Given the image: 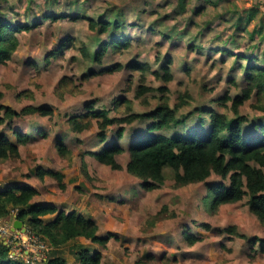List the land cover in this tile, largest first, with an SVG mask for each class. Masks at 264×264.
Masks as SVG:
<instances>
[{
	"label": "rangeland",
	"instance_id": "rangeland-1",
	"mask_svg": "<svg viewBox=\"0 0 264 264\" xmlns=\"http://www.w3.org/2000/svg\"><path fill=\"white\" fill-rule=\"evenodd\" d=\"M253 8L255 17L249 22L247 12ZM0 12L9 21L38 22L31 30L15 33L18 47L0 63V103L17 111L25 105L53 111L51 116L24 114L0 123V131L12 140V128L29 137L19 144L17 158L0 160V184H28L38 191L33 201L91 217L98 234L112 235L105 246L83 237L77 241L99 251L100 264H264L260 242H251L255 237L264 240V223L250 212L248 197L214 210L204 202L207 184L220 177L212 174L205 182L176 186L171 170L166 169L163 182L147 190L126 171L127 151L116 156L120 169L98 162L87 152L113 142L125 147L143 135L169 137L206 129L204 108L226 111L232 117L230 102L223 108L214 100L226 92L231 97L240 93L247 61L264 67V7L259 0H190L185 12H180L176 0H0ZM79 15L121 20L118 35L127 37L131 46L121 53L109 49L100 63L85 59L79 47L98 49L107 34L90 30ZM168 59L172 79L165 83V94L169 106L181 92L191 96L176 113L179 123L149 132L150 120H136L122 124L121 138L115 136L119 126L113 124L104 142L97 137L95 121L81 132L70 129L69 116L85 112V104L92 101L95 109L110 108L109 116L124 114L127 105L115 106L120 98L128 101L131 112L153 109L160 96L156 87L164 83L151 72L161 71ZM134 61L147 64L149 70L141 73L128 68ZM115 63L124 67L83 76L90 69ZM232 79L238 84L233 85ZM140 84L150 90L138 95ZM256 101L253 94L239 108L248 118L245 135H260L257 123H264V114L253 107ZM59 141L67 147L64 156L58 153ZM39 169L61 173L65 187L61 189L48 175L41 177ZM3 221L0 242L11 240L12 225ZM230 225L238 235L225 231ZM187 235L198 240L189 244ZM74 242L59 250L69 264H78L71 253ZM19 244L12 248L24 256L25 248Z\"/></svg>",
	"mask_w": 264,
	"mask_h": 264
},
{
	"label": "trees",
	"instance_id": "trees-1",
	"mask_svg": "<svg viewBox=\"0 0 264 264\" xmlns=\"http://www.w3.org/2000/svg\"><path fill=\"white\" fill-rule=\"evenodd\" d=\"M190 0H176L180 12H185ZM264 7V0H259ZM255 9L247 12V21L255 17ZM55 18L57 15H50ZM77 17H83L81 15ZM76 16L73 19L77 18ZM87 20L90 30H97L100 34H107L106 40L98 49L89 50L86 46H80L81 55L88 60L100 63L109 49L119 53L127 50L131 43L127 37L118 35L123 28L121 20L99 19L83 17ZM38 22L21 23L9 21L5 13L0 12V63H5L18 47L19 41L15 33L21 30H31ZM248 58L245 60L247 61ZM254 60V59H253ZM169 59L161 64V71L153 70L151 73L164 83L156 87L160 92L157 105L145 112H131L128 101L120 98V102L127 105L122 116H109L110 108L95 109L94 102L85 104V112L69 116L70 129L74 132H81L87 129L92 121L96 122L97 137L102 140L107 138V128L113 124L119 126L115 132L117 138H121L124 127L122 124H130L136 120H150L148 131H161L171 128L179 123L176 113L188 104L191 99L187 91L178 95L172 107L166 100L165 83L172 79L169 69ZM124 66L115 63L111 66L101 67L97 70L90 69L87 75H98L111 73L122 69ZM128 68L141 73L149 70L145 63L136 61L130 63ZM143 76L141 82H143ZM233 85L238 82L230 80ZM244 86L239 94L230 96L227 92L215 99L219 107H225L230 102L228 109L233 113L229 117L226 111L205 109L207 113V127L186 135L176 136H148L139 137L130 141L123 147L119 143H111L97 151H87L98 162L110 166L112 169H120L121 165L116 161V156L128 152L129 159L125 165L126 171L141 180L144 189L151 190L161 184L165 178V170L172 172V178L176 186H183L191 183L205 182L212 174L220 177V181L207 184V191L204 202L210 210H214L223 203H233L248 197L247 203L251 213L260 222L264 223V123H257L260 135H245L243 125L248 118L239 113V108L256 94L257 101L253 107L264 114V67L258 63H246L244 66ZM150 90L143 84L137 86V94L142 95ZM2 92L0 91V99ZM115 102V100H113ZM226 109V108H225ZM53 113L50 107L25 105L19 111L0 103V123L12 121L24 114H38L40 116H51ZM14 140L0 131V160L17 158L19 156V144L25 143L29 137L18 129L12 128ZM178 135V136H177ZM58 153L64 156L67 152L65 143H57ZM38 174L42 177L48 175L54 178L58 186L64 188L62 175L51 169H39ZM226 180V181H225ZM38 191L28 184L13 182L10 185L0 188V218L9 216L11 209H16V218L22 221L33 233L45 238L50 244V253L44 264H69L64 255L59 251L61 245L74 240L71 253L78 264H100L101 254L90 245L78 242L83 237L90 243L105 246L112 235L98 234V226L91 217H86L74 210L66 211L58 208L52 203H36L33 197ZM207 226V225H205ZM225 231L238 235L236 227L230 225ZM243 236V235H240ZM188 243L193 244L197 237L187 235ZM252 243L260 242L264 250V240L255 237ZM9 247L0 242V264H26L19 260L8 257Z\"/></svg>",
	"mask_w": 264,
	"mask_h": 264
},
{
	"label": "built area",
	"instance_id": "built-area-1",
	"mask_svg": "<svg viewBox=\"0 0 264 264\" xmlns=\"http://www.w3.org/2000/svg\"><path fill=\"white\" fill-rule=\"evenodd\" d=\"M17 214L16 209H11L9 216L4 219V224H11L9 236L11 240H4L3 244L9 247L8 257L10 259L19 260L26 264H35L37 261H43L47 258L49 250L52 248L51 244L43 237L33 233L25 225L17 229L13 227V221L17 219L15 216ZM20 243L22 246L24 256L21 255L20 251H16L12 248V244ZM20 248V247H19ZM22 249V250H23Z\"/></svg>",
	"mask_w": 264,
	"mask_h": 264
},
{
	"label": "crops",
	"instance_id": "crops-1",
	"mask_svg": "<svg viewBox=\"0 0 264 264\" xmlns=\"http://www.w3.org/2000/svg\"><path fill=\"white\" fill-rule=\"evenodd\" d=\"M244 66H246V65H244ZM243 69H244V68H243ZM207 124H208V123L206 122V127H207ZM147 132H148V131H147ZM149 132H154V131H149ZM180 135H182V134H180ZM143 136H144V135H143ZM143 136H142V137H143ZM137 138H138V137H137ZM106 139H107V138H106ZM104 141H106V140H104ZM104 141H103V142H104ZM89 151H91V150H89ZM14 182H16V181H14ZM12 183H13L12 181H11L10 183H6V184H5V183H1V184H0V188H4L5 186L10 185V184H12ZM18 183H19V182H18ZM35 202H36V201H35ZM36 203H38V202H36ZM40 203H48V202H40ZM52 204H54V203H52ZM56 206H57V205H56ZM57 207H58V206H57ZM58 208H60V207H58ZM60 209H62V208H60ZM67 211H68V210H67ZM1 219L4 220L5 218H0V220H1Z\"/></svg>",
	"mask_w": 264,
	"mask_h": 264
},
{
	"label": "water",
	"instance_id": "water-1",
	"mask_svg": "<svg viewBox=\"0 0 264 264\" xmlns=\"http://www.w3.org/2000/svg\"><path fill=\"white\" fill-rule=\"evenodd\" d=\"M22 225H23V223H22V221H20L19 219H15V220L13 221V227H14V228L19 229V228L22 227Z\"/></svg>",
	"mask_w": 264,
	"mask_h": 264
}]
</instances>
